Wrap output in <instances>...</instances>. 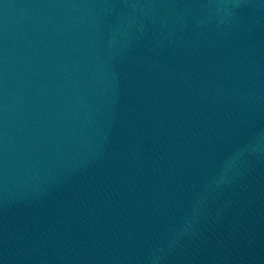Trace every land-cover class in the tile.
I'll list each match as a JSON object with an SVG mask.
<instances>
[{
  "label": "water",
  "instance_id": "water-1",
  "mask_svg": "<svg viewBox=\"0 0 264 264\" xmlns=\"http://www.w3.org/2000/svg\"><path fill=\"white\" fill-rule=\"evenodd\" d=\"M0 264H264V0H0Z\"/></svg>",
  "mask_w": 264,
  "mask_h": 264
}]
</instances>
